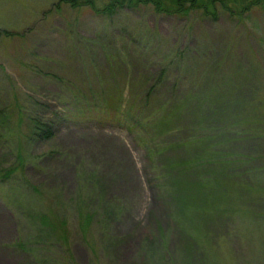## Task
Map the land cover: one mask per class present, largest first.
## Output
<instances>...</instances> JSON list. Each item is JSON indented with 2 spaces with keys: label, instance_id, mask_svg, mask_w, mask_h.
I'll list each match as a JSON object with an SVG mask.
<instances>
[{
  "label": "rangeland",
  "instance_id": "rangeland-1",
  "mask_svg": "<svg viewBox=\"0 0 264 264\" xmlns=\"http://www.w3.org/2000/svg\"><path fill=\"white\" fill-rule=\"evenodd\" d=\"M56 1L0 0V264H264V6ZM29 116L60 123L35 141Z\"/></svg>",
  "mask_w": 264,
  "mask_h": 264
},
{
  "label": "trees",
  "instance_id": "trees-1",
  "mask_svg": "<svg viewBox=\"0 0 264 264\" xmlns=\"http://www.w3.org/2000/svg\"><path fill=\"white\" fill-rule=\"evenodd\" d=\"M59 3L68 5L69 7L87 6L92 12L101 15H111L121 8H139L143 6L149 7L153 12L167 15H183L188 11L199 12L201 15L215 19L218 14L222 13L228 17L239 19L250 12L252 9L264 6V0H57ZM60 120V119H59ZM51 118H40L38 116L28 117V125L26 135L35 141L45 140L52 136L57 123ZM254 125L257 130H261L264 126V92L257 93L254 91ZM264 134V130L262 131ZM24 161H19L18 165L23 167ZM17 168V166H16ZM9 172L4 174L8 176ZM255 185V184H254ZM264 193L254 190V200L257 201L254 207V223L264 225ZM263 197V198H261ZM261 198V199H260ZM259 204V207H256ZM93 212H85L80 215L78 225L82 231L89 230ZM51 221L43 216L41 223L48 225L53 233V241L57 244L67 243V221L54 220ZM264 231V228H263ZM263 234V232H262ZM210 236V233H208ZM263 241V238H260ZM35 264H46L44 258H37Z\"/></svg>",
  "mask_w": 264,
  "mask_h": 264
}]
</instances>
